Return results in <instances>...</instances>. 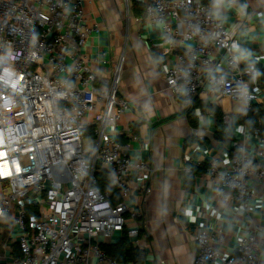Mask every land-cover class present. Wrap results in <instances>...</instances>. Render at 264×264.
<instances>
[{
  "label": "built area",
  "instance_id": "2783aa9c",
  "mask_svg": "<svg viewBox=\"0 0 264 264\" xmlns=\"http://www.w3.org/2000/svg\"><path fill=\"white\" fill-rule=\"evenodd\" d=\"M92 1L0 0V225L9 218L18 230L13 264H125L101 243L121 233L137 244L143 214L129 176L138 174L145 200L151 168L115 138L128 108L117 90L124 56L100 77L81 52L98 31L85 18ZM138 1L145 19L160 27L162 54L172 56L165 83L175 98L188 104L207 91L240 102L244 112L263 98L256 80L264 54L239 61L221 21L219 9L234 0ZM243 131L264 142L257 129ZM201 174L220 200L248 214L254 185L264 181V147L250 154L237 139L227 166L212 159ZM256 228L239 232L229 251L223 228H198L192 264H259L264 236Z\"/></svg>",
  "mask_w": 264,
  "mask_h": 264
},
{
  "label": "crops",
  "instance_id": "0c3cea01",
  "mask_svg": "<svg viewBox=\"0 0 264 264\" xmlns=\"http://www.w3.org/2000/svg\"><path fill=\"white\" fill-rule=\"evenodd\" d=\"M134 3H138L136 15L128 24L122 21V0L85 4V18L95 22L98 31L81 50L90 69L100 77L108 75L119 57L124 56L117 90L127 100L128 108L117 120L115 138L128 144L130 156L143 158L151 168L147 184L152 191L145 200L136 188L138 174L129 176L131 195L143 214L137 244L132 245L143 251L144 257L139 262L124 263L192 264L196 249L193 234L200 227L223 228V247L227 251L250 223L257 225V236H264V181L255 183L252 209L247 214L236 204L220 200L201 172L189 173L187 169L197 162L207 166L212 159L227 166L237 139L246 142L250 154L263 148L264 142L244 133L245 124L240 118L247 111L240 102L217 100L203 91L186 104L169 92L165 71L172 56L162 54L160 27L148 22L144 11L138 15L141 9L137 8L143 4L138 0ZM219 14L239 61L244 63L250 56L264 54V0H234L232 5H222ZM259 67H264V57ZM256 89L263 98L253 105L264 100L259 75ZM215 107L222 116L229 115L233 140L221 141L214 136ZM90 118L91 115L87 119ZM186 154L190 155L189 162L184 158ZM9 225V218L0 225V264H13L11 254L17 249L14 237L18 230ZM121 237V233H115L110 242L101 244H116ZM259 264H264V245Z\"/></svg>",
  "mask_w": 264,
  "mask_h": 264
},
{
  "label": "trees",
  "instance_id": "16d2710c",
  "mask_svg": "<svg viewBox=\"0 0 264 264\" xmlns=\"http://www.w3.org/2000/svg\"><path fill=\"white\" fill-rule=\"evenodd\" d=\"M258 75L260 86L264 89V67H258ZM216 117L215 124V137L221 141H231L234 139L233 136V125L231 123H225L222 120V115L220 114L217 107L213 109ZM190 114V112L188 113ZM240 122L244 123L249 131L257 129L258 135L264 138V100L261 103L253 105L251 110H248L245 115L240 118ZM206 166H192L190 167L191 173H199L205 169ZM102 184L107 182V177L102 174ZM100 248L112 258L119 262H139L143 259L144 253L137 247H134L132 243L127 239V237L122 234V237L116 244L106 245L101 244Z\"/></svg>",
  "mask_w": 264,
  "mask_h": 264
},
{
  "label": "rangeland",
  "instance_id": "374dc122",
  "mask_svg": "<svg viewBox=\"0 0 264 264\" xmlns=\"http://www.w3.org/2000/svg\"><path fill=\"white\" fill-rule=\"evenodd\" d=\"M135 0H122V21L124 22V24H128L129 23V19H131L135 14V6L138 4V3H134ZM137 9H141V14H143V5H139V7ZM84 148L87 149L90 147V143H89V139L88 137L84 138Z\"/></svg>",
  "mask_w": 264,
  "mask_h": 264
}]
</instances>
